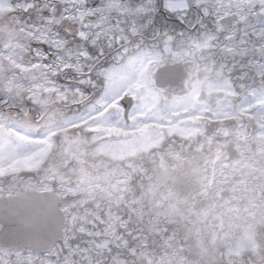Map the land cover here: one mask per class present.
I'll return each instance as SVG.
<instances>
[{"label": "flooded vegetation", "instance_id": "af4514ba", "mask_svg": "<svg viewBox=\"0 0 264 264\" xmlns=\"http://www.w3.org/2000/svg\"><path fill=\"white\" fill-rule=\"evenodd\" d=\"M190 1H10L0 85L26 99L60 85L73 103L57 113L94 108L59 144L80 164L63 157L43 178L74 187L61 238L0 247V264H264V0ZM122 60L123 78H109Z\"/></svg>", "mask_w": 264, "mask_h": 264}, {"label": "water", "instance_id": "95a60500", "mask_svg": "<svg viewBox=\"0 0 264 264\" xmlns=\"http://www.w3.org/2000/svg\"><path fill=\"white\" fill-rule=\"evenodd\" d=\"M28 197L29 195L20 194L9 201L5 208L0 202L1 240L34 239L40 230L49 226L55 228L54 223L58 221L56 202L49 197L33 195L32 199L35 201L26 205Z\"/></svg>", "mask_w": 264, "mask_h": 264}, {"label": "rangeland", "instance_id": "374dc122", "mask_svg": "<svg viewBox=\"0 0 264 264\" xmlns=\"http://www.w3.org/2000/svg\"><path fill=\"white\" fill-rule=\"evenodd\" d=\"M0 1H1L0 11H3L5 9L7 10V8H9L7 1L6 0H0ZM0 57H2L1 54H0ZM121 88L122 86L116 89V91H121ZM110 97L113 98L115 96L112 93H110ZM243 101L247 104L246 98ZM49 130L51 132V128H49L48 131ZM10 133L12 136L11 135H8V136L18 137V138L20 137L21 139H25L24 136H26L24 132L16 131V130L14 131L11 130ZM8 136L0 135V162L1 161L6 162L5 165H8L9 169L15 168V169L26 170V169H31L32 167H35V165L38 166L42 162V160L43 161L45 160V157L49 154L50 147L53 146V143L51 144L50 140L45 141L44 139H41V138L31 139V142H32L31 145L36 147L32 151L31 157H29V155L26 154L24 156H20L18 160L12 162L8 160L11 156V151L14 150L15 147H22L21 145L23 144L11 142V140L16 141L17 139H14V138L10 139V137ZM1 171L2 170L0 169V172ZM187 184H188V181L185 182L184 185H187ZM177 186H176V190H177Z\"/></svg>", "mask_w": 264, "mask_h": 264}, {"label": "snow or ice", "instance_id": "6c2138e0", "mask_svg": "<svg viewBox=\"0 0 264 264\" xmlns=\"http://www.w3.org/2000/svg\"><path fill=\"white\" fill-rule=\"evenodd\" d=\"M163 3H164V7L165 8H169L170 6L168 5V3H167V0H163Z\"/></svg>", "mask_w": 264, "mask_h": 264}]
</instances>
